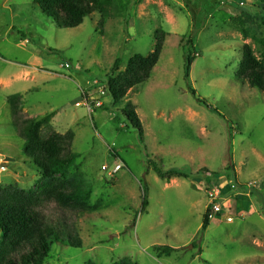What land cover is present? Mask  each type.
<instances>
[{"label":"rangeland","instance_id":"1","mask_svg":"<svg viewBox=\"0 0 264 264\" xmlns=\"http://www.w3.org/2000/svg\"><path fill=\"white\" fill-rule=\"evenodd\" d=\"M106 8L102 26L94 12L60 28L34 0H0V186L35 190L47 180L12 125L6 98L19 93L26 116L51 112L57 132L74 131L78 157L67 178L82 182L94 208L78 219L81 247L52 241L43 264H264V91L235 77L244 43L258 57L264 51L260 1L116 0ZM156 28L167 35L150 77L114 103L105 74L116 59L120 71L133 54L150 53ZM98 96L101 107L93 106ZM127 101L143 142L122 113ZM148 159L192 176L162 179ZM228 179L246 186L248 199L224 200L202 231V183ZM154 245L173 250L161 254Z\"/></svg>","mask_w":264,"mask_h":264},{"label":"trees","instance_id":"2","mask_svg":"<svg viewBox=\"0 0 264 264\" xmlns=\"http://www.w3.org/2000/svg\"><path fill=\"white\" fill-rule=\"evenodd\" d=\"M115 1L34 0L60 28L78 27L84 18L94 12L100 13L99 24L102 26L108 15L106 6ZM259 1L264 25V0ZM240 33L243 38L248 37L242 25ZM154 35L155 43L150 53L133 54L128 58L125 68L120 71H118L120 60L116 59L105 74V90L114 103L122 100L131 89L150 77L159 60L167 33L161 28H156ZM187 42H191V39L189 38ZM241 49L242 58L235 71V77L241 82H246L250 88L264 91V51L261 57H258L248 43H244ZM192 59L189 54L185 57L184 78L187 81ZM188 89L195 96V90L190 83ZM6 100L12 125L23 141L24 155L47 180L35 190L16 185L0 186V264H43L49 255L52 241H60L66 237L69 245L81 247L78 219L94 208L90 202V193L83 187L82 182L79 179L67 178L69 167L78 157V154L72 151L74 131L69 129L64 133L57 132L50 119L51 112L40 118L26 116L22 111V96L19 93L8 95ZM122 113L143 142L142 123L130 101L124 104ZM113 155L116 156L114 152ZM147 165L162 179L168 180L173 177L187 179L192 176L191 171L180 168L165 169L151 159L147 160ZM148 170L149 168L146 172ZM201 171L216 174L206 169ZM142 188L140 211L148 205L146 184ZM208 215L209 210L206 209L200 227L202 231L209 224ZM153 248L166 255L173 250L165 245H154ZM117 264L133 263L123 259Z\"/></svg>","mask_w":264,"mask_h":264},{"label":"built area","instance_id":"3","mask_svg":"<svg viewBox=\"0 0 264 264\" xmlns=\"http://www.w3.org/2000/svg\"><path fill=\"white\" fill-rule=\"evenodd\" d=\"M66 66H69L66 64ZM104 93L103 90H100V95ZM88 110L91 111V105H88L87 102L85 103ZM102 101L100 96L94 99L93 106L101 107ZM122 167V163H117L114 167L109 171L110 175L115 174L119 171ZM103 170H106L108 166L103 165ZM202 187L205 191L206 198H207V209L209 210V219L213 218L217 214L223 213V201L227 198H233L236 196L245 195L247 191V187L242 185H238L237 183L233 182L232 180L228 179L222 182L217 181H205L202 183ZM241 190H240V189ZM239 189V190H238ZM248 190H250L248 188ZM232 192V193H231ZM227 196V197H226ZM225 218L228 221H232V216L224 214Z\"/></svg>","mask_w":264,"mask_h":264},{"label":"crops","instance_id":"4","mask_svg":"<svg viewBox=\"0 0 264 264\" xmlns=\"http://www.w3.org/2000/svg\"><path fill=\"white\" fill-rule=\"evenodd\" d=\"M174 181H176V180H174ZM238 185H241L240 183H238ZM227 197V196H226ZM237 197V196H236ZM236 197H233V198H236ZM239 198H241V199H244L243 201H247V197L245 196V195H241V196H238ZM206 203H207V201H206ZM243 208V207H242ZM207 209V208H206ZM204 210H205V205H204ZM224 216V215H223Z\"/></svg>","mask_w":264,"mask_h":264}]
</instances>
